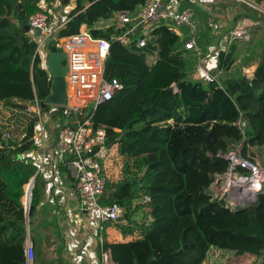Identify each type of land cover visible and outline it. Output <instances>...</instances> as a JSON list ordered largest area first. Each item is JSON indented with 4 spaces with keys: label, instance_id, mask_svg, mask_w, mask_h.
Segmentation results:
<instances>
[{
    "label": "trees",
    "instance_id": "trees-1",
    "mask_svg": "<svg viewBox=\"0 0 264 264\" xmlns=\"http://www.w3.org/2000/svg\"><path fill=\"white\" fill-rule=\"evenodd\" d=\"M251 1L264 8V0ZM41 2L65 8L72 0H0V264H26L27 216L32 220L43 196L38 166L25 157L37 148L39 122L27 108L37 98L42 112L50 110L51 78L37 52L38 41L23 31L30 17L43 11ZM142 2L76 0L60 32V37L75 36L87 25L94 39L111 41L104 77L122 85L98 106L92 123L94 129H105L106 146L117 149L122 165L121 178L108 179L100 205H119L125 213L106 222L104 230L114 226L131 239L112 244L101 231L98 254L109 252L115 264H205L214 251L245 248L262 250L264 264V194L255 206L230 210L210 191L216 176L230 168L220 154L242 146L243 157L255 163L254 149L264 146V38L251 79L192 80L188 63L173 57L181 39L166 24L151 32L145 48L115 41L127 28H96L100 19L134 11ZM247 10L264 24V14ZM230 50L221 56L225 74L237 60ZM171 86L176 91H166ZM5 130L11 133L8 141ZM33 178L27 212L23 198L26 202L25 188ZM33 246L35 263H40L42 254Z\"/></svg>",
    "mask_w": 264,
    "mask_h": 264
},
{
    "label": "built area",
    "instance_id": "built-area-1",
    "mask_svg": "<svg viewBox=\"0 0 264 264\" xmlns=\"http://www.w3.org/2000/svg\"><path fill=\"white\" fill-rule=\"evenodd\" d=\"M186 1L143 0L134 11L121 10L109 20L100 19L96 28L99 30L110 27L127 28L122 34L114 37L115 41L126 46L137 42L139 48H145L151 32L160 25L166 24L175 34H178L180 28L186 27L190 31V37L185 48L200 56L197 46L198 27L193 19V13L180 8L181 4ZM240 1L264 13V9L255 2ZM40 6L43 11L31 16L29 22L31 28L29 35L39 44L37 52L40 54L41 48L45 47V38L52 37L57 47L62 48L68 55L66 103L60 106L49 104L62 122L55 148L56 159L58 163L67 162L77 182L79 210L87 214L96 213L99 219V232H101L104 231L106 222L116 221L125 213L124 208L119 205H100L108 181L105 165L113 157L114 149L110 150L106 146L105 129H94L92 123V117L98 106L111 100L122 90V85L118 80H108L104 77L105 64L111 53L112 42L105 39H94L87 25H82L78 35L60 37L61 30L65 28L70 19L61 18L57 12L56 3L48 6L43 2ZM209 24L213 25L211 18ZM37 30H41L42 37L34 36ZM248 39L245 27L232 29L224 37L229 44L237 40ZM27 112L41 119L43 112L37 98L28 105ZM24 137L25 134H22L20 138ZM3 138L6 141L11 139L9 130H5ZM220 157L230 162V168L226 174L216 176V181L210 189L212 197L223 200L224 196H227L223 201L226 208L230 210L257 205L259 197L264 194V168L245 159L242 146L234 147L227 154H220ZM239 168L248 170V174H241ZM224 176L228 179L227 183L221 191H217L216 184ZM230 179L238 181V184L234 186L235 191L229 190ZM34 185L35 181L32 190ZM26 193L25 191V195ZM30 204L31 201L27 208ZM33 252V242L28 239L25 246L26 264H35ZM101 262L102 264H115L109 252L103 253Z\"/></svg>",
    "mask_w": 264,
    "mask_h": 264
},
{
    "label": "crops",
    "instance_id": "crops-1",
    "mask_svg": "<svg viewBox=\"0 0 264 264\" xmlns=\"http://www.w3.org/2000/svg\"><path fill=\"white\" fill-rule=\"evenodd\" d=\"M187 2H190L192 6ZM56 6L60 7L61 4L57 2ZM74 8L68 6L64 9L70 14ZM180 8L190 10L193 13V19L198 27L197 46L200 56L195 53L199 58L202 54L204 56L202 63L200 61L193 66L191 58L194 57V51L185 48L190 37L189 29L183 27L179 29L178 34L174 33L180 37L181 42L174 50L173 57L182 63H192V68H188L186 71L189 78L209 82L212 77L220 84L219 78L221 76L224 78L245 76L249 79L253 77L261 61L259 46L260 40L264 38V24L259 18H256L254 13L247 10L248 6L240 0H187L181 4ZM262 9L264 8L262 7ZM260 13L264 14L263 12ZM246 14L252 16L244 17ZM210 18L213 20L212 26L209 24ZM239 27L246 28L249 39L237 40L231 44L224 42L225 35L232 29ZM233 44L234 48L230 50ZM229 50L234 52L237 60L229 73L225 74L222 69L219 71V66L221 56L228 54ZM45 54L47 51L43 47L40 56L43 61L42 66L48 72L44 65L43 55ZM153 61H155L154 58ZM48 74L50 76L49 72ZM43 114L36 127L35 143L37 148L25 155L38 166V174L44 181L43 196L34 219L31 220L27 216L30 231L35 229L40 234L41 242L38 245L35 243V245L41 254H45L47 257L42 259V263L102 264L98 254V247L101 242L98 216L96 213L87 214L79 210L77 182L67 162L58 163L56 159L55 148L59 130L62 127L61 118L52 107L45 115ZM256 152L264 154V146L254 149V153ZM113 158L121 162L117 149L113 150ZM113 165L111 160L106 162L107 175L112 172ZM33 180L35 181V178ZM30 192L31 189L29 188L26 203L23 198L26 209L31 200ZM31 221L34 222L32 225L30 224ZM104 231L107 241L112 244L127 242L131 239V237L125 238L114 226H108ZM42 263L37 262L35 264Z\"/></svg>",
    "mask_w": 264,
    "mask_h": 264
},
{
    "label": "rangeland",
    "instance_id": "rangeland-1",
    "mask_svg": "<svg viewBox=\"0 0 264 264\" xmlns=\"http://www.w3.org/2000/svg\"><path fill=\"white\" fill-rule=\"evenodd\" d=\"M187 4H189L190 6H192L190 4V2ZM70 6H76V0H73ZM57 12L58 14L61 15L62 19H65L68 17V11H66L62 6L57 8ZM224 42H226L224 40ZM194 57L191 58V60L193 61V66H195L196 64H198L200 61L202 63V60L204 58L203 54L202 56L199 58L197 56V54L194 52ZM46 56L47 54L43 55L44 57V62H45V66L46 65ZM192 63H188V68H192ZM48 69V68H47ZM219 71H221V69L219 68ZM212 80L210 81H215V78H212ZM216 83H218L217 81H215ZM45 115L46 112H43ZM45 120V118H44ZM255 163L254 165L260 166L262 168H264V154H262L261 152H256L255 153ZM111 162L113 161V167H112V172H109V175H107L108 179L112 180V181H118L121 178V170H122V165L120 161H116V158H110ZM107 174V171H106ZM27 189V188H26ZM227 198V196H224L225 200ZM25 201V200H24ZM26 203V202H25ZM237 209V208H236ZM34 219V217L32 218V220ZM34 223V222H32ZM254 231H251V233H253ZM29 240L32 241L34 243H36L37 245L40 244V234L33 229L32 231H30L29 234ZM34 253V252H33ZM262 254V250H247L245 248H240L236 251H232V252H221V251H214L210 254L207 262L205 264H261L262 260H263V255ZM43 259H46V255L43 254L42 255ZM34 260L36 261V258H34ZM42 263V261H41ZM45 264V263H42Z\"/></svg>",
    "mask_w": 264,
    "mask_h": 264
},
{
    "label": "water",
    "instance_id": "water-1",
    "mask_svg": "<svg viewBox=\"0 0 264 264\" xmlns=\"http://www.w3.org/2000/svg\"><path fill=\"white\" fill-rule=\"evenodd\" d=\"M25 34L31 33V28L29 25L25 26L23 29ZM34 36L36 38L42 37L41 30H37L34 32ZM45 48L47 51V59L46 65L48 68V72L50 73L51 78V90L50 95L47 97V103L51 105H63L67 100V92H66V77L68 74L69 66H68V55L64 52L62 48L57 47L56 41L52 37L45 38ZM168 92L176 91L175 86H171L166 89ZM227 177L224 176L220 178L216 184V190L221 191L222 188L227 183ZM34 180L30 182V186H33ZM32 195V193H31ZM29 211V207L26 209ZM29 218V216H28ZM29 220L27 222V240L29 239L30 227Z\"/></svg>",
    "mask_w": 264,
    "mask_h": 264
},
{
    "label": "bare ground",
    "instance_id": "bare-ground-1",
    "mask_svg": "<svg viewBox=\"0 0 264 264\" xmlns=\"http://www.w3.org/2000/svg\"><path fill=\"white\" fill-rule=\"evenodd\" d=\"M238 184V181H233L232 179H230V188H229V190L230 191H235V187L234 186H236ZM27 187H29L30 189L32 188V186H27ZM31 192H32V189H31ZM31 192H30V196H31ZM31 201V200H30Z\"/></svg>",
    "mask_w": 264,
    "mask_h": 264
}]
</instances>
